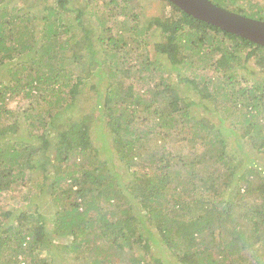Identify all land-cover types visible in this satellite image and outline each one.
I'll use <instances>...</instances> for the list:
<instances>
[{"label":"trees","instance_id":"trees-1","mask_svg":"<svg viewBox=\"0 0 264 264\" xmlns=\"http://www.w3.org/2000/svg\"><path fill=\"white\" fill-rule=\"evenodd\" d=\"M141 1L0 0V196L23 185L30 199L0 207V264H165L161 244L177 264H264V47L152 0L137 36L162 37L142 76L124 41L101 48L116 8L136 21ZM209 1L264 17L252 0ZM17 96L55 108L4 123ZM95 124L115 159L94 147Z\"/></svg>","mask_w":264,"mask_h":264},{"label":"rangeland","instance_id":"rangeland-1","mask_svg":"<svg viewBox=\"0 0 264 264\" xmlns=\"http://www.w3.org/2000/svg\"><path fill=\"white\" fill-rule=\"evenodd\" d=\"M80 1V0H79ZM76 2V0H75ZM103 3V2H102ZM252 4L254 5V7L256 8H261L259 9L260 11H263L264 8V0H252ZM30 3L27 4H23V1H19V4L17 5V7H21L22 9H25V11H30L31 13H38V11H43V7H45L46 5H48L45 1H40L39 4L35 5V7L32 10H29L28 7L30 6ZM98 5V4H97ZM239 5H241V7L244 9L245 5L242 2H239ZM121 7H124L123 5L120 4ZM161 6V3H159L158 1L153 2L152 0H142L140 2V6L135 10H131L130 14H134V15H138L139 19H136V21H133L131 17H126L123 16V12L120 10V8H116L115 10V17L118 21L117 22H112V23H107L106 27L110 28V32L109 33H104L103 36L104 37H108L110 34V39H104L103 41V46L101 48L107 50V51H113V46L112 43L113 42H117L118 46H121V42L124 41L125 45H123V49L124 50H130L131 52L135 53V56L139 57L138 59L133 58L131 59V56H129L127 59H129L130 63L134 64L136 67L132 68V71L135 72L138 69V72L140 75L145 76V71L142 69V66H140V62L144 61L145 58H150L151 56L149 55V53L154 52V43H159L161 40L162 35H160L159 31H152L150 30L149 32H142L141 36H137L138 32L145 26L146 23V19L151 17L152 15H156L157 12L159 11V7ZM225 9V8H224ZM245 10V9H244ZM120 11V13H119ZM230 11V10H229ZM130 12V9L127 8L126 13ZM165 12L167 13L168 10L166 9ZM255 14H259L258 9H254L251 11H247L245 10V14L244 16L248 17V18H252V19H256V20H260L264 22V17L263 16H259V15H254ZM98 14V13H97ZM114 14V13H113ZM142 14H146V19L144 17H142ZM88 18V21H90L89 25L92 27H96V16L94 14H86L85 15ZM124 22H126L125 26H122V23L124 24ZM40 28V27H38ZM93 29V32H96ZM121 28H125L127 29L126 31H123ZM73 40L71 41V46L73 47H81V44H75L76 41H79L80 43L83 42L81 36L82 33H76V31L73 32ZM99 31L93 36L94 39H96V36H98ZM129 37H132L129 39ZM96 46L98 44L95 43ZM76 51H79L77 48H75ZM125 52V51H124ZM126 54V52H125ZM66 57L69 58L72 55L71 51H68L66 54ZM148 56V57H147ZM103 58V56H101ZM75 74H79V71H75ZM188 75V74H187ZM174 76H172L173 79ZM238 80L240 82H242L243 84H247L250 83L251 80H258V78L255 75H247L246 73L243 74L242 77H238ZM154 81V80H153ZM144 86L145 85H141ZM149 86V84L147 85ZM85 96V95H84ZM30 103H28V101L21 97V96H17V98L15 97L11 102H9L8 104V109H9V113L7 115V118H5L3 120L4 123H11L13 122L15 119L19 120L22 118L23 113L29 112L30 110L34 109V111L32 112L33 114H35V118H44L46 119L47 117V111H52L55 107H48L45 105H38L36 103L32 104V107H30ZM199 110L196 111V113H199L200 116L203 115V109L202 108H198ZM42 115V116H38ZM195 116V114H194ZM95 117L99 118V119H104L105 115L101 114V115H96ZM201 118V117H200ZM215 125L218 124V121H214ZM226 126L228 128H232L229 127L230 125ZM238 132V131H237ZM90 133V139L94 145V147L96 149L100 150V155L101 158L104 159H108L112 156V158H116V153H110L106 147L110 150H112V141L114 139L113 135L110 134L107 129L104 126H100L99 124H95L92 128H90L89 130ZM239 133V132H238ZM100 134V135H99ZM106 136V138H105ZM230 138V137H229ZM118 162V161H116ZM118 163H116L117 165ZM260 169L263 171L262 175L264 176V159L259 160L258 162ZM117 168H120L119 166H117ZM24 186L22 185L21 187H19L18 189H16L15 191H11L9 193L3 194L0 196V207L2 206H7L9 204L15 203L13 205L14 208L19 209L20 206L26 205L28 202H30V199L28 197H26V195H29L28 192L26 190H23ZM229 192V191H228ZM229 194V193H228ZM227 194V192L224 194L225 197H229V195ZM32 197V196H31ZM30 197V198H31ZM24 207V206H23ZM30 208V207H29ZM31 211H34V207L31 206ZM243 209H246L243 208ZM1 210V209H0ZM4 222L6 223H10L12 222L11 218L8 217ZM49 224V223H47ZM49 229H51V225L48 226ZM152 231V230H151ZM156 232V231H155ZM153 233V231H152ZM157 235V233H156ZM53 236V235H52ZM54 241L57 242V238L56 236H53ZM157 238L159 239L158 235ZM58 242H60V245H65L68 241L63 238L60 239ZM153 254L156 257H160L162 260H166L165 264H177V262L175 263V258L174 257L175 254L177 255H181V251H167L165 250V248L163 247V245H159L156 247H153ZM174 254V255H173ZM41 257H46V254L43 252H41L39 254ZM63 258L65 259V261L67 262V264H73V258L72 256H68V255H64Z\"/></svg>","mask_w":264,"mask_h":264},{"label":"water","instance_id":"water-1","mask_svg":"<svg viewBox=\"0 0 264 264\" xmlns=\"http://www.w3.org/2000/svg\"><path fill=\"white\" fill-rule=\"evenodd\" d=\"M185 14L264 47V22L214 5L209 0H167Z\"/></svg>","mask_w":264,"mask_h":264}]
</instances>
